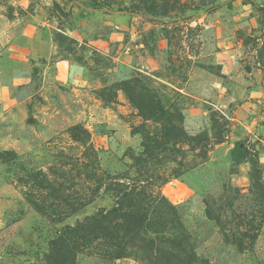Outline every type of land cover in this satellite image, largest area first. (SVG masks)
Returning <instances> with one entry per match:
<instances>
[{
    "label": "rangeland",
    "instance_id": "1",
    "mask_svg": "<svg viewBox=\"0 0 264 264\" xmlns=\"http://www.w3.org/2000/svg\"><path fill=\"white\" fill-rule=\"evenodd\" d=\"M65 258L264 264V0H0V264Z\"/></svg>",
    "mask_w": 264,
    "mask_h": 264
},
{
    "label": "crops",
    "instance_id": "2",
    "mask_svg": "<svg viewBox=\"0 0 264 264\" xmlns=\"http://www.w3.org/2000/svg\"><path fill=\"white\" fill-rule=\"evenodd\" d=\"M33 28L34 30L32 34H26L23 32L21 33V35L17 36L14 40L16 42V45L19 46L21 49L27 47L28 55L32 58H37L40 55L50 54L52 52V46L50 45L49 40L43 36V30L36 26H33ZM173 182L178 183L180 186L185 184L179 180H173ZM186 189H188V187H186L183 191L186 192ZM164 190H166V188H164L163 191ZM182 199L183 197L177 198L174 202H179Z\"/></svg>",
    "mask_w": 264,
    "mask_h": 264
},
{
    "label": "trees",
    "instance_id": "3",
    "mask_svg": "<svg viewBox=\"0 0 264 264\" xmlns=\"http://www.w3.org/2000/svg\"><path fill=\"white\" fill-rule=\"evenodd\" d=\"M116 212H118L119 211V209L117 210V209H114ZM121 210V209H120ZM123 210V209H122ZM113 213V212H112ZM110 222H112L113 220L112 219H110L109 220ZM99 222L102 224V223H105L106 222V220H105V217L103 218V219H99ZM106 225L107 226H111V225H109L108 223H106ZM94 226H87V225H82L80 228H78L77 230H74L73 232L75 233V234H83L84 233V231L85 230H87V231H89V230H91L92 228H93ZM99 229H105V231H108V229L106 228V227H103V226H101V228H99ZM99 229H96V230H99ZM96 230H92V231H96ZM89 234V233H88ZM68 235V234H67ZM67 240H68V238H67ZM62 243L64 244L63 245V247H62V249L65 251V253H67V254H71V255H73V250L70 248L71 246H74V244H75V240L74 239H72L71 241H70V243L69 242H66V241H64L63 239H62ZM72 248H74V247H72ZM67 254H66V257H67ZM123 256V253L122 254H118L117 255V257H122ZM65 264H74V262L72 263V262H67V259L65 258Z\"/></svg>",
    "mask_w": 264,
    "mask_h": 264
}]
</instances>
